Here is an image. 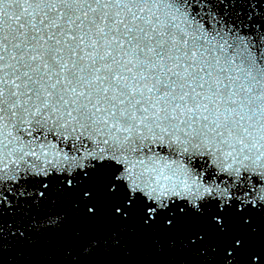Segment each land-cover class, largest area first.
Instances as JSON below:
<instances>
[{"label": "snow or ice", "instance_id": "obj_1", "mask_svg": "<svg viewBox=\"0 0 264 264\" xmlns=\"http://www.w3.org/2000/svg\"><path fill=\"white\" fill-rule=\"evenodd\" d=\"M0 264H264V0H0Z\"/></svg>", "mask_w": 264, "mask_h": 264}]
</instances>
